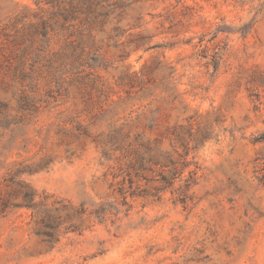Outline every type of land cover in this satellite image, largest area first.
I'll return each instance as SVG.
<instances>
[{
  "label": "rangeland",
  "instance_id": "374dc122",
  "mask_svg": "<svg viewBox=\"0 0 264 264\" xmlns=\"http://www.w3.org/2000/svg\"><path fill=\"white\" fill-rule=\"evenodd\" d=\"M263 133L264 0H0V264H264Z\"/></svg>",
  "mask_w": 264,
  "mask_h": 264
},
{
  "label": "trees",
  "instance_id": "16d2710c",
  "mask_svg": "<svg viewBox=\"0 0 264 264\" xmlns=\"http://www.w3.org/2000/svg\"><path fill=\"white\" fill-rule=\"evenodd\" d=\"M261 138L264 139V133ZM161 142L160 138L149 139L143 141L142 144L139 143L138 149L129 150L132 158L128 159L130 170L127 171V176L131 178V194L135 196L153 195L151 190L144 189L139 181L134 180L133 176V172L138 175L150 171L154 173L155 177L149 178L148 181L158 183L150 188L154 189L156 193L170 189L177 200L187 205L192 200L191 190L197 184L200 165L195 160V156L190 157L191 149L188 142L184 144L185 153L180 154L179 158L168 151H163ZM178 182L180 183L178 184ZM126 192L123 191L125 195ZM28 206L35 209L37 205L30 203ZM40 223L45 227H53L46 218H41Z\"/></svg>",
  "mask_w": 264,
  "mask_h": 264
}]
</instances>
